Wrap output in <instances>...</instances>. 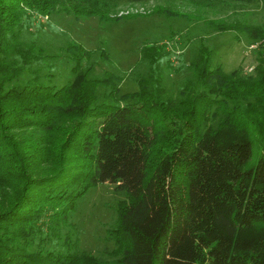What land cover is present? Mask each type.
Here are the masks:
<instances>
[{
  "label": "trees",
  "instance_id": "obj_1",
  "mask_svg": "<svg viewBox=\"0 0 264 264\" xmlns=\"http://www.w3.org/2000/svg\"><path fill=\"white\" fill-rule=\"evenodd\" d=\"M200 1L264 7V0ZM114 4L0 0V184L8 182L0 192V264H264V26L211 20L216 30L259 42L257 63L249 74L241 65L228 72L213 64L210 47H199L194 74L176 93L155 68L139 74L137 90L121 93L113 71L92 77L94 54L78 42L66 47L67 81L33 67L43 55L16 31L31 20L29 8L107 20ZM166 47L143 45L139 61L156 65L170 57ZM31 126H39L37 143L26 139ZM32 143L38 149L27 154L22 146ZM105 181L128 194L108 229L110 259L85 251L70 230L80 199Z\"/></svg>",
  "mask_w": 264,
  "mask_h": 264
},
{
  "label": "rangeland",
  "instance_id": "obj_2",
  "mask_svg": "<svg viewBox=\"0 0 264 264\" xmlns=\"http://www.w3.org/2000/svg\"><path fill=\"white\" fill-rule=\"evenodd\" d=\"M111 1L115 7L109 9L111 17L107 20L101 13L93 15L56 11L48 14L29 8V12L32 11L31 20L22 30L16 31L20 32L22 42L28 44L32 41L36 44L34 55H43L42 60L35 61L33 67L39 68L41 74L50 69L59 75V82L67 81L72 71L71 61L65 53L66 47L72 42H78L94 54L92 61L97 65L92 77L105 76L106 72L113 71L119 79L121 93L137 90L136 78L139 74L148 75L152 68L160 70L166 85L176 93L181 78L194 74L189 63L199 47H210L213 50V64H222L228 72L241 65L245 74L253 71L261 53V48L257 46L259 42L245 34L238 33L240 38H236L235 31H219L210 24L211 20L215 23L226 18L264 26V7L261 1L244 5L240 2L234 5L225 3L213 8L201 7L200 0ZM159 8L166 11H157ZM22 42L21 46L25 47ZM157 43L166 44V49L171 52L170 57L152 66L146 60L139 61L141 47ZM17 59L23 64L26 62L20 55ZM83 64L87 65L88 62L84 60ZM104 91L108 89L102 86L99 95L103 98ZM39 132V126H31L26 129V139L39 142ZM18 137L22 136H14ZM37 147L38 144L29 147L23 145L22 149L32 154ZM259 154L255 146L251 163L258 159ZM1 183L0 192L3 193L8 182ZM127 198L128 194L110 181L89 189L70 218L74 224L70 230H73L76 237H80L81 248L102 259L112 258L115 240L108 229L117 226L118 202Z\"/></svg>",
  "mask_w": 264,
  "mask_h": 264
}]
</instances>
